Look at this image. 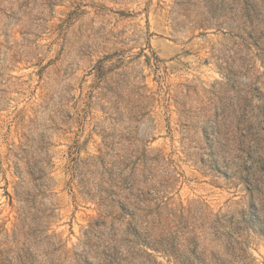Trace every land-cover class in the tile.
I'll return each instance as SVG.
<instances>
[{"label":"rangeland","instance_id":"1","mask_svg":"<svg viewBox=\"0 0 264 264\" xmlns=\"http://www.w3.org/2000/svg\"><path fill=\"white\" fill-rule=\"evenodd\" d=\"M0 264H264V0H0Z\"/></svg>","mask_w":264,"mask_h":264}]
</instances>
